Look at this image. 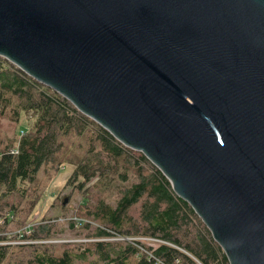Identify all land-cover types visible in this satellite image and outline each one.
Listing matches in <instances>:
<instances>
[{
  "label": "water",
  "instance_id": "water-1",
  "mask_svg": "<svg viewBox=\"0 0 264 264\" xmlns=\"http://www.w3.org/2000/svg\"><path fill=\"white\" fill-rule=\"evenodd\" d=\"M0 56L143 152L230 264H264V0H0Z\"/></svg>",
  "mask_w": 264,
  "mask_h": 264
},
{
  "label": "trees",
  "instance_id": "trees-1",
  "mask_svg": "<svg viewBox=\"0 0 264 264\" xmlns=\"http://www.w3.org/2000/svg\"><path fill=\"white\" fill-rule=\"evenodd\" d=\"M0 98L4 101L1 110L12 108L17 117L30 114L34 120L31 127H19L10 146H0V190L19 191L21 183L34 182L39 170L48 163L75 166L70 182H77L79 190L95 175H101L104 183L125 182L129 168L138 167L136 180L121 190L115 205L85 198L84 213L68 218L71 227L91 231L86 234V239L91 240L82 243L86 252L79 253L80 249L65 250L62 255L37 253L26 263L87 264L83 259L90 257L89 264H230L203 219L143 152L126 146L63 95L3 56ZM139 204L143 206L141 222L135 219V229L129 231L125 225L133 218L129 212ZM13 206L0 210V264L21 246L22 243L15 242L25 236L18 224L19 212ZM13 224L19 227L18 232L12 229ZM129 235L153 237L151 242L155 245H141ZM116 236L122 239H112ZM29 237L42 238L35 234ZM129 241L136 245H127L133 248H128L130 253L122 245ZM109 244L121 249H110Z\"/></svg>",
  "mask_w": 264,
  "mask_h": 264
},
{
  "label": "rangeland",
  "instance_id": "rangeland-1",
  "mask_svg": "<svg viewBox=\"0 0 264 264\" xmlns=\"http://www.w3.org/2000/svg\"><path fill=\"white\" fill-rule=\"evenodd\" d=\"M3 103L4 101L0 98V105ZM33 122L34 120L30 114H22L20 117H17L12 108L9 110L6 108L1 110L0 108V146H2V148L10 146L9 144L16 138L19 127H31ZM11 152L12 154L15 153L13 149ZM137 169V166H131V168H129V177L125 182L116 180L112 183H104L101 175H95L84 188L79 190L77 188V182H70V177L73 175L75 166L63 163H48L39 170L34 182L21 183L19 191L13 193L14 191H10L8 188H2L0 190V210L4 211L5 208L12 204L14 205L12 209H16L19 212L18 224L21 225L25 236L15 242L22 244L19 248L10 252L1 264H28L29 262H26L37 253L62 255L65 250L70 252L80 249L79 253L86 252L84 249L85 246L82 245V243L85 242L84 240H91L86 239V234L91 231L82 227H71L68 218L75 213H84L82 206L85 198H90L92 201L101 199L110 205H115L121 194V190L126 188L132 181L136 180ZM94 183L95 185L90 186ZM64 200L68 201L65 205L63 204ZM35 202L36 206L33 208ZM142 207L143 206L139 204L138 207L133 208L131 212H129L131 216H133V218L125 224L129 228V231L135 229L133 226L135 219L141 222ZM93 225L96 227L99 226L97 224ZM16 228L19 227L13 224L12 229ZM15 231H17V229ZM33 234L40 235L42 238L32 239L29 237ZM26 235L28 237H26ZM129 236L136 237L135 239H137V242L141 245L144 243L146 246H153L154 244L151 242L152 239H155L153 237H144L142 235ZM121 237L122 236H116L112 237V239H122ZM122 245L136 246L131 241L123 243ZM128 246L123 249L130 253L133 248ZM108 248L121 249L111 246L110 244ZM128 248H130L131 251H128ZM92 251H94V249H92ZM97 256L98 255L91 257L96 258ZM89 258L90 257L83 259L84 262L89 264ZM80 260H82V258Z\"/></svg>",
  "mask_w": 264,
  "mask_h": 264
},
{
  "label": "built area",
  "instance_id": "built-area-1",
  "mask_svg": "<svg viewBox=\"0 0 264 264\" xmlns=\"http://www.w3.org/2000/svg\"><path fill=\"white\" fill-rule=\"evenodd\" d=\"M24 133V131H22V134Z\"/></svg>",
  "mask_w": 264,
  "mask_h": 264
},
{
  "label": "bare ground",
  "instance_id": "bare-ground-1",
  "mask_svg": "<svg viewBox=\"0 0 264 264\" xmlns=\"http://www.w3.org/2000/svg\"><path fill=\"white\" fill-rule=\"evenodd\" d=\"M17 152V151H16ZM129 239H131V238H129Z\"/></svg>",
  "mask_w": 264,
  "mask_h": 264
}]
</instances>
